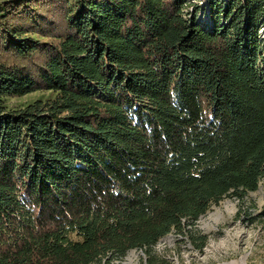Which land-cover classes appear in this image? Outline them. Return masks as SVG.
I'll list each match as a JSON object with an SVG mask.
<instances>
[{"label":"trees","instance_id":"16d2710c","mask_svg":"<svg viewBox=\"0 0 264 264\" xmlns=\"http://www.w3.org/2000/svg\"><path fill=\"white\" fill-rule=\"evenodd\" d=\"M262 27L264 0H3L0 264L201 251L182 222L264 184Z\"/></svg>","mask_w":264,"mask_h":264},{"label":"rangeland","instance_id":"374dc122","mask_svg":"<svg viewBox=\"0 0 264 264\" xmlns=\"http://www.w3.org/2000/svg\"><path fill=\"white\" fill-rule=\"evenodd\" d=\"M39 95L12 97L7 104L17 107ZM182 224L185 231L193 228L206 236L201 251L192 247L186 235L173 230L150 248L151 258L144 250L133 249L121 258L107 256L100 264H149V260L152 264H264V184L242 201L226 197L211 205L193 226Z\"/></svg>","mask_w":264,"mask_h":264},{"label":"built area","instance_id":"2783aa9c","mask_svg":"<svg viewBox=\"0 0 264 264\" xmlns=\"http://www.w3.org/2000/svg\"><path fill=\"white\" fill-rule=\"evenodd\" d=\"M261 34V39L264 40V27H262V31L260 32Z\"/></svg>","mask_w":264,"mask_h":264}]
</instances>
